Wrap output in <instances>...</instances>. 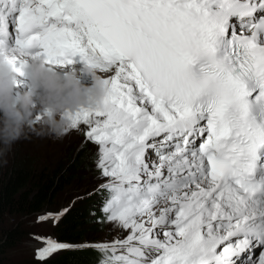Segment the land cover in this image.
Segmentation results:
<instances>
[{
    "label": "snow or ice",
    "instance_id": "obj_1",
    "mask_svg": "<svg viewBox=\"0 0 264 264\" xmlns=\"http://www.w3.org/2000/svg\"><path fill=\"white\" fill-rule=\"evenodd\" d=\"M0 51L21 77L34 56L114 73L106 110L68 117L130 230L100 264H264V0H0ZM35 238L38 260L83 247Z\"/></svg>",
    "mask_w": 264,
    "mask_h": 264
},
{
    "label": "rangeland",
    "instance_id": "obj_2",
    "mask_svg": "<svg viewBox=\"0 0 264 264\" xmlns=\"http://www.w3.org/2000/svg\"><path fill=\"white\" fill-rule=\"evenodd\" d=\"M78 71L82 83L85 84L87 81L93 84L90 76L83 73V70ZM108 76L111 75L108 74ZM22 84L18 86L20 91L17 89V92L28 90V86ZM37 104L39 107V101ZM2 115L3 113H0V116ZM35 117L34 115L36 131L25 128L20 137L10 146L0 142V169L5 168L4 166L7 164L19 161L24 162L36 174L45 173L58 167L65 169L72 159L73 152L83 143H86L90 155L93 157L92 161L88 160L83 165L77 166L75 171L69 174L70 181L68 184L58 190L57 196L45 209L31 214L7 213L0 218H3L0 221V262L40 264L41 260L37 259V251L45 247L46 244L35 237H50L60 243L83 247H94L101 243L111 244L118 238H126L130 234V230L123 229L116 222L107 221L102 212L104 199L108 193L100 186L107 183L109 178L102 177L97 168L99 145L87 138L88 126L81 124L76 129H69L61 138L47 134V132L38 135L37 132L42 129L43 124L41 120L37 121ZM70 206L79 209L82 214L81 225L73 231L80 232L83 239L61 242L59 241L61 233L58 229L59 222L57 223L54 219L39 221L38 218L47 213H57L61 209H68ZM7 230L11 232L9 237L3 234ZM60 251L62 250L58 252Z\"/></svg>",
    "mask_w": 264,
    "mask_h": 264
},
{
    "label": "clouds",
    "instance_id": "obj_3",
    "mask_svg": "<svg viewBox=\"0 0 264 264\" xmlns=\"http://www.w3.org/2000/svg\"><path fill=\"white\" fill-rule=\"evenodd\" d=\"M58 68L49 65L44 56L26 58L22 71L29 81L28 90L17 92L24 81L8 62V53L0 51V142L10 146L25 128L36 131L34 115H39L43 124L38 135L47 132L61 138L69 131L70 113L85 108L106 110L110 85L99 69L84 62L83 71L93 81L88 86L75 67L69 71Z\"/></svg>",
    "mask_w": 264,
    "mask_h": 264
},
{
    "label": "trees",
    "instance_id": "obj_4",
    "mask_svg": "<svg viewBox=\"0 0 264 264\" xmlns=\"http://www.w3.org/2000/svg\"><path fill=\"white\" fill-rule=\"evenodd\" d=\"M89 155L90 151L86 143H83L73 152L72 159L65 169L58 167L40 174H36L24 162L5 165V168L0 169V218L7 213L31 214L45 209L57 196L58 190L68 184L69 174L74 172L77 166L83 165L88 160L92 161L93 155ZM68 209L69 211L59 219L61 242L83 239L80 232L73 231L81 225L82 214L73 206ZM3 234L6 237L11 236L10 230L4 231ZM104 255L98 249L86 246L56 252L47 259L41 260L40 264H100ZM0 264L8 263L0 262Z\"/></svg>",
    "mask_w": 264,
    "mask_h": 264
},
{
    "label": "bare ground",
    "instance_id": "obj_5",
    "mask_svg": "<svg viewBox=\"0 0 264 264\" xmlns=\"http://www.w3.org/2000/svg\"><path fill=\"white\" fill-rule=\"evenodd\" d=\"M10 29H12V26H11V25H10ZM58 70H59V69H58ZM64 71H67V70L64 69ZM83 73H85V72H83ZM108 74H109V75H112L111 73H101V75L106 76V78L109 77ZM23 83L26 84L27 86H28V84H29L28 81H24ZM85 84H89L88 86H91V85H92V84L88 83L87 81H85ZM22 85H23V84H22ZM18 91H20V90L18 89Z\"/></svg>",
    "mask_w": 264,
    "mask_h": 264
}]
</instances>
